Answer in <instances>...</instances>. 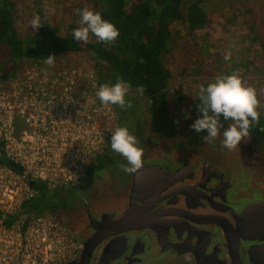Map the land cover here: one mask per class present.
I'll use <instances>...</instances> for the list:
<instances>
[{
  "label": "flooded vegetation",
  "instance_id": "1",
  "mask_svg": "<svg viewBox=\"0 0 264 264\" xmlns=\"http://www.w3.org/2000/svg\"><path fill=\"white\" fill-rule=\"evenodd\" d=\"M254 136L262 140L264 155L260 135L249 134L239 149L183 146L168 153L140 136L143 167L136 173L124 172L127 161L106 152L110 161L90 176L88 167L75 186L83 185L79 202L64 195L58 211L78 246L66 262L264 264L260 219L239 217L264 202V168L252 163L245 142ZM120 215L124 219L115 225Z\"/></svg>",
  "mask_w": 264,
  "mask_h": 264
},
{
  "label": "built area",
  "instance_id": "2",
  "mask_svg": "<svg viewBox=\"0 0 264 264\" xmlns=\"http://www.w3.org/2000/svg\"><path fill=\"white\" fill-rule=\"evenodd\" d=\"M55 57L53 65L28 60L23 72L0 82V264L74 257L77 243L61 223L20 208L36 194L30 182L75 187L119 120L98 98L101 85L89 62L65 52Z\"/></svg>",
  "mask_w": 264,
  "mask_h": 264
},
{
  "label": "trees",
  "instance_id": "3",
  "mask_svg": "<svg viewBox=\"0 0 264 264\" xmlns=\"http://www.w3.org/2000/svg\"><path fill=\"white\" fill-rule=\"evenodd\" d=\"M16 1L0 0V57L11 60L10 74L14 72L16 61L41 63L49 54L60 52L81 55L90 60L100 85L114 84L122 78L130 87L140 90L150 117V132L165 138L175 135L173 119L181 98L180 88L169 89L170 69L163 56L176 36L195 32L206 24L208 17L201 0H76L71 7L61 3L67 29L62 22L61 25L52 23L45 11L35 6L33 18L38 16L42 25L35 31L31 24L18 30ZM84 8L99 11L102 18L115 24L120 32L116 41L105 43L91 33L87 43L73 38V30L80 25L71 22L72 17L79 16L78 10ZM67 14L72 19L68 20ZM198 102L196 98L189 105L195 108ZM249 134L264 137V115L260 116L258 124L253 123ZM110 145L111 136H108L107 147ZM106 148L89 162L86 167H89V176L110 161ZM1 162L13 170L18 169L8 161ZM30 185L36 194L21 205L20 211L63 224L58 211L64 208L61 191L65 189L48 190L40 181L30 182Z\"/></svg>",
  "mask_w": 264,
  "mask_h": 264
},
{
  "label": "rangeland",
  "instance_id": "4",
  "mask_svg": "<svg viewBox=\"0 0 264 264\" xmlns=\"http://www.w3.org/2000/svg\"><path fill=\"white\" fill-rule=\"evenodd\" d=\"M74 2L76 0H18L15 18L18 30L21 31L30 24L35 6H40L52 23L61 25L62 22L65 27L67 25L62 19L65 14L60 10L61 5L71 7ZM201 7L208 17L206 24L195 32H183L181 37L176 36L163 56V61L170 69L169 89L180 88L181 98L177 101V115L173 119L175 135L165 138L150 132V117L144 106V97L137 88L130 87L125 97L126 101L131 100V108L111 104L119 117L117 127L127 126L137 140L140 136L151 137L148 138L149 142L152 141L151 144L162 153L180 151L183 146L206 150L214 147L215 151L222 152V133L214 143H206L202 138L207 135L206 130L197 133L190 127L201 115L197 106L191 107L190 102L198 98L201 85L206 86L217 76L239 73L245 86L256 89L259 100L257 111L260 116L264 115V0H201ZM66 17L68 20L73 18L71 22L80 25V15L71 18L67 14ZM228 53L231 54V59L225 60ZM67 54L76 60L77 55ZM79 57L86 63L89 62L92 67L90 60L81 55ZM3 58L0 57V82L28 67V60L16 61L14 72L10 74L11 60L8 57ZM221 122L224 128L231 123L224 119ZM261 141L260 137L254 136L245 142L249 144L250 153L252 152L255 159L252 163L260 164L264 168ZM138 146L141 147L142 144L139 143ZM108 151L114 152L111 145L106 148V152ZM120 168L119 166L118 171ZM239 178L244 176L239 175ZM82 186L75 187L74 190L73 187L68 188L61 191V194L63 197L66 195L68 201L79 202L80 194L84 195L81 193Z\"/></svg>",
  "mask_w": 264,
  "mask_h": 264
},
{
  "label": "clouds",
  "instance_id": "5",
  "mask_svg": "<svg viewBox=\"0 0 264 264\" xmlns=\"http://www.w3.org/2000/svg\"><path fill=\"white\" fill-rule=\"evenodd\" d=\"M80 26L73 30V38L85 43L89 40V34H93L99 41L111 43L120 35L119 29L111 21L102 18L99 11L89 8L78 10ZM33 31L42 25L38 16L30 21ZM225 60L231 59V54L225 55ZM55 55L49 54L46 59L48 65H53ZM130 85L118 78L114 84H102L97 96L101 103L119 105L121 108H131V100L125 99ZM199 115L190 125L197 133L207 132L203 136L206 143H214L222 133L223 147L232 150L238 148L240 143L249 136V129L253 123H259L260 113L257 111L259 100L256 89L245 86L239 73H231L217 76L206 86L199 88ZM225 121H231L226 128L223 127L220 117ZM223 128V131L221 129ZM137 137L130 132L127 126L116 127L111 134V149L122 156L126 165H121L126 173H136L143 167V149L138 146Z\"/></svg>",
  "mask_w": 264,
  "mask_h": 264
},
{
  "label": "water",
  "instance_id": "6",
  "mask_svg": "<svg viewBox=\"0 0 264 264\" xmlns=\"http://www.w3.org/2000/svg\"><path fill=\"white\" fill-rule=\"evenodd\" d=\"M264 216V202L262 203H255L250 205L248 208L244 209L241 214H240V220H242V218L244 219L245 217H252L254 220L256 219L258 221V223L256 224L257 227L263 228L264 229V223H263V217ZM124 219V216L120 215L119 217H117L113 223L115 225H117L118 223H120V221H122ZM59 264H70V262H66V263H59Z\"/></svg>",
  "mask_w": 264,
  "mask_h": 264
}]
</instances>
